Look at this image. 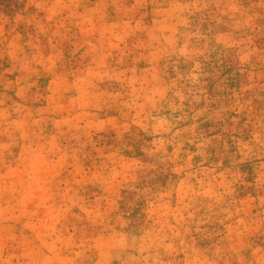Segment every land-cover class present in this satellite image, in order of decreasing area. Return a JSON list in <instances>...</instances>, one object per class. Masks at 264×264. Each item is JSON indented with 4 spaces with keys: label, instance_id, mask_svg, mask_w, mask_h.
<instances>
[{
    "label": "rangeland",
    "instance_id": "374dc122",
    "mask_svg": "<svg viewBox=\"0 0 264 264\" xmlns=\"http://www.w3.org/2000/svg\"><path fill=\"white\" fill-rule=\"evenodd\" d=\"M0 264H264V0H0Z\"/></svg>",
    "mask_w": 264,
    "mask_h": 264
}]
</instances>
